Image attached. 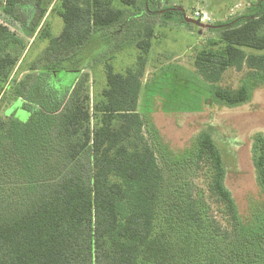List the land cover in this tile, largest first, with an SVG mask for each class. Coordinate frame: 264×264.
Listing matches in <instances>:
<instances>
[{
	"label": "trees",
	"instance_id": "trees-1",
	"mask_svg": "<svg viewBox=\"0 0 264 264\" xmlns=\"http://www.w3.org/2000/svg\"><path fill=\"white\" fill-rule=\"evenodd\" d=\"M43 1L5 0L0 22V98L23 100L30 111L26 123L0 116V264H264L261 249L256 259H241L264 234V141L253 150L262 200L248 220L225 186L223 156L208 133L198 137L189 155L211 170L210 194L230 219L225 239L248 236L246 248L223 244L204 206L180 183L165 181L137 112L154 36L150 26L135 43L134 68L121 74L105 64L102 100L92 109L89 97H80L77 79L64 93L65 101L54 98L50 79L58 77L50 72L81 73L87 59H81V69L75 58L94 32L121 30L126 42L127 29L116 28L146 16V8L127 16L114 2L137 9L139 1L149 5V0H60L64 26L58 37L49 38L47 51L57 60L37 77L29 73L17 81L11 75L19 74V58L11 46L21 43L19 33L34 36L47 13ZM171 11L183 16L176 8L164 13ZM221 26L218 41L199 50L193 66L211 93L205 104L229 107L246 102L251 82L264 77V53H255L264 50V0L236 24ZM64 61L72 65L62 67ZM244 68L248 73L239 88L217 86L227 70ZM16 181L11 187L16 193L4 191Z\"/></svg>",
	"mask_w": 264,
	"mask_h": 264
},
{
	"label": "rangeland",
	"instance_id": "rangeland-1",
	"mask_svg": "<svg viewBox=\"0 0 264 264\" xmlns=\"http://www.w3.org/2000/svg\"><path fill=\"white\" fill-rule=\"evenodd\" d=\"M258 1L149 0V5L139 1L137 9L114 2L113 7L125 9L127 16L137 13L138 8L147 9L144 13L146 16L140 18L139 22L130 24V27L127 23L116 28L127 29L125 37L129 42L128 46L116 47L122 43L124 31L94 32L88 44L83 47L81 56L75 58V66H80L79 68L83 63L81 59H87V67L84 66L85 69L81 73L67 72L66 68L50 72L52 76L54 74L58 77L50 79L56 101L64 97V93L77 79V84H82L80 97L88 96L89 108L92 109L95 102L102 100L100 92L105 89V64H111L114 72L122 74H125L128 68H134L139 54L135 43L143 36L144 26H150L156 42L147 62L149 72L144 74L141 81L137 107V112L144 121L145 135L152 141L150 142L156 151L158 166L167 185H183L184 192L204 206V214L210 219L211 226L220 231L219 237L223 244L232 241L242 248H246L250 243L248 236L240 239L228 234L225 239V233L231 231L230 219L224 212L225 206L210 194L209 166L192 162L189 155L193 153L198 137L208 133L223 156L225 186L234 198L241 218L248 220L251 210L262 200L254 169L253 150L256 144L260 145L264 141V77L258 82H251L250 98L242 104L228 107L214 102L206 105L205 100L211 97V93L208 85L196 72L193 62L200 49L218 41L224 28L221 25L236 24ZM59 3L60 0L43 1L47 13L33 37L18 34L21 43L11 46V52L19 58V74L13 72L11 78L19 81L29 73L37 77L39 73L45 72L51 62L57 60L47 51L49 38L58 37L64 26L58 13ZM4 7L5 0H0V22ZM171 8L181 10L183 16L176 11L164 13L165 9ZM148 9L158 15L152 17ZM196 13H204L208 20L202 22ZM184 16L199 21L204 26H185ZM186 33H192V36ZM199 36L205 39V43L200 44L201 47L195 43V38ZM160 38H164L170 46L163 49L160 46ZM255 53L263 54L264 50ZM70 64L72 65L71 61H64L61 66ZM247 73L246 68L239 72L229 69L217 86L235 90L242 84ZM66 99L65 96L63 100ZM4 115L13 116L16 120L26 123L30 111L24 106L23 100L7 96L5 99L0 98V116ZM152 129L157 133L154 134ZM151 136L154 138L151 139ZM15 183L18 182L7 183V186L3 187L4 191L11 192ZM12 193H16L15 189ZM262 237L256 243V246L260 247L252 246L248 253L242 255V260L246 261L247 257L256 259L259 249L264 255V234ZM234 261L236 258L231 259L229 263Z\"/></svg>",
	"mask_w": 264,
	"mask_h": 264
},
{
	"label": "crops",
	"instance_id": "crops-1",
	"mask_svg": "<svg viewBox=\"0 0 264 264\" xmlns=\"http://www.w3.org/2000/svg\"><path fill=\"white\" fill-rule=\"evenodd\" d=\"M187 34V33H186ZM190 34H192V33H190ZM190 34H187V35H190ZM190 36H192V35H190ZM156 42V40H155V38L153 37L152 39H151V49H150V51H152L153 50V48H154V43ZM160 46L164 49V48H166V47H168V45L170 46V44H167V42H166V40L164 39V38H160ZM205 43V39L203 38V37H201V36H199V38H195V43L197 44H199L198 46H200L201 47V45L200 44H204ZM121 44V46L122 47H127L128 46V44H129V42H127V40H126V42H123L122 41V43H120ZM201 50V49H200ZM151 52H149V54H148V56H147V62L150 60V54ZM148 58H149V60H148ZM176 59L178 58V56H176L175 57ZM147 62H146V66H145V71H144V74L145 73H147V71L149 72V70H147L148 68V66H147ZM122 74V73H121ZM200 77V76H199ZM201 78V77H200ZM223 78V77H222ZM201 80H202V78H201ZM142 81V80H141Z\"/></svg>",
	"mask_w": 264,
	"mask_h": 264
},
{
	"label": "water",
	"instance_id": "water-1",
	"mask_svg": "<svg viewBox=\"0 0 264 264\" xmlns=\"http://www.w3.org/2000/svg\"><path fill=\"white\" fill-rule=\"evenodd\" d=\"M184 21H185V23H187V24H192V25H195V26H197V27H203L204 25L202 24V23H200L199 21H196V20H194V19H192V18H187V17H185L184 16Z\"/></svg>",
	"mask_w": 264,
	"mask_h": 264
},
{
	"label": "built area",
	"instance_id": "built-area-1",
	"mask_svg": "<svg viewBox=\"0 0 264 264\" xmlns=\"http://www.w3.org/2000/svg\"><path fill=\"white\" fill-rule=\"evenodd\" d=\"M196 16L199 17V19H201L202 22H205L207 19V16L204 15V13L202 14H199V13H196Z\"/></svg>",
	"mask_w": 264,
	"mask_h": 264
}]
</instances>
